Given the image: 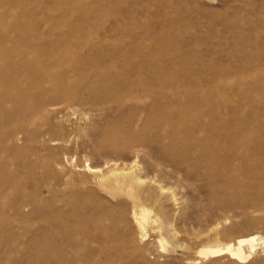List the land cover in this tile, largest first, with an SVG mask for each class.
<instances>
[{
  "label": "rangeland",
  "instance_id": "obj_1",
  "mask_svg": "<svg viewBox=\"0 0 264 264\" xmlns=\"http://www.w3.org/2000/svg\"><path fill=\"white\" fill-rule=\"evenodd\" d=\"M53 46L68 48L65 60L53 67L54 79L65 76L67 86L54 99H48L52 104L49 110L38 111L26 124L27 131L21 139L12 144L3 135L13 123V115L6 110H13L14 104L0 96V253L4 250L0 264H264V0H0V90L6 89L11 78L2 66L13 60L17 52L32 51L27 55L31 58L34 49L44 55L52 53L53 57L63 54L53 51ZM13 49L20 51L15 53ZM37 60L38 56L33 61ZM99 69L109 79L110 90L118 85L117 75L128 76L129 81L141 80L137 85L131 82L132 89L147 93L143 99L118 105L111 93L102 97L87 92V85L103 84L97 77ZM145 77H159L162 89L145 81ZM206 84H210L211 96L201 93ZM44 87L48 89L49 85ZM119 87L125 91L123 83ZM201 98L206 105H214L216 114L223 113L231 131L243 130L247 138V160L234 159L229 163L232 173L238 171L235 182L249 187L236 191L234 200L225 195L212 198L205 188L222 172L217 165L182 162L178 155L174 156L175 163L171 162L167 158L171 151L169 140L165 138L163 144L155 145L152 130L142 126L149 106L168 107L174 112ZM111 130L122 132L116 143ZM132 130L147 141L150 139L149 147L153 149L135 147L130 142L135 139ZM230 149V143L225 142L214 151L228 153ZM155 160L165 169L164 180L172 186L174 199L161 197L166 209L163 207L160 213H156L155 205L146 204L150 214L156 213L157 227L148 229L143 240L135 244L128 240L135 235V227L118 222L114 210L117 199L98 186V177L87 172L85 166H94L101 173L133 164L138 172L151 176L147 163ZM174 166H179V173ZM78 193L86 198L74 202ZM76 211L84 213V217L79 218ZM95 212L102 213V222L95 220ZM31 217L34 221H30ZM68 218L71 222L65 220ZM25 222L29 226H24ZM169 222L174 234L166 230ZM20 229L28 231L22 234ZM93 231H97L96 235ZM248 235L258 237V243L245 259L232 258L227 253L208 258L197 255L202 244L234 242ZM111 239L116 240L114 244L109 242ZM25 248L32 249L27 252Z\"/></svg>",
  "mask_w": 264,
  "mask_h": 264
},
{
  "label": "bare ground",
  "instance_id": "obj_2",
  "mask_svg": "<svg viewBox=\"0 0 264 264\" xmlns=\"http://www.w3.org/2000/svg\"><path fill=\"white\" fill-rule=\"evenodd\" d=\"M16 5V4H15ZM14 5V6H15ZM13 6V8H14ZM6 36V35H5ZM27 42V41H26ZM29 46V43L27 44ZM53 51H59L60 53H63L62 55H60L59 57H53L52 53H47V54H40L38 51H40L39 49H34V54L31 57L30 54L33 53L32 51H30L31 53H25V52H17L18 55H14L15 57L13 58V60L9 59L10 61H7L6 64H4L2 66V70L4 73L11 75V78H8V81L6 82L7 85L5 86L6 89L4 90H0V96L4 97V98H9L8 100H10L13 104H14V108L13 110H6V112H11V116L13 115V118L11 117V120L13 121L12 126L10 127L9 130H7L5 132V135H3V138L5 136L6 138V142L8 144H12L15 143L16 140H18V138L21 136L22 133H25L27 131L26 129V124L31 123V119L32 117L38 112L41 111L43 109H45L46 111L49 110L48 106H51L52 104H50L48 101V99H54L56 97V95L58 94V92L63 88H65L67 86V78L65 76L60 77L59 79H54L53 77V67H57L58 63L61 62L63 59L65 60L66 56L68 55V48H64V47H60V46H53ZM30 49V47H28ZM17 50V49H16ZM16 50L13 52L16 53ZM20 51V50H17ZM52 51V52H53ZM71 54V53H69ZM29 55V56H27ZM38 56V60L37 61H33L35 59V57ZM42 56H44V58H42ZM72 56V55H71ZM10 57V56H9ZM62 57V58H60ZM70 57V56H69ZM73 57V56H72ZM7 59V58H6ZM69 60V59H68ZM90 64V63H89ZM22 66L24 68H22ZM90 66V65H89ZM99 66V65H98ZM20 68H22L20 70ZM27 70L28 72L26 73ZM115 70V69H114ZM140 71V70H138ZM83 72V71H82ZM80 73V72H79ZM107 73V72H106ZM125 74V73H124ZM199 75L201 73H198ZM57 75V74H55ZM98 79L103 80V84L101 83V85L94 87L92 85H87L86 86V90L87 92H92L94 94L100 95L102 97L107 96L108 94H113L114 97V101L118 104V105H122V104H127L130 102H135L138 101L140 99H143V97L145 96V92L142 93H137L136 91H134L132 89L131 86V82L133 83H139L141 82V80L138 81H134L131 80L129 81L128 76H117L116 78L118 79V85L117 87L113 88L110 90V87H108L109 84V79L106 78V75H104V71L102 69H99L98 71V75H97ZM96 77V78H97ZM137 78V77H136ZM145 81H148L152 84H154L155 87H157V89L161 90L162 89V85H161V81L159 79V77H153V79H149L147 77H145ZM115 79V78H114ZM116 79V80H117ZM219 81V79H218ZM221 81V80H220ZM48 84L49 88L46 89L44 87V84ZM124 86H126V88L124 87L125 91L123 90V88L119 87L120 84H122ZM220 83V82H219ZM221 84V83H220ZM229 84V83H228ZM86 85V83H85ZM217 85V84H215ZM214 85V86H215ZM223 85V84H222ZM142 86V84H141ZM149 86V85H148ZM151 86V85H150ZM136 87V86H135ZM219 87V86H217ZM141 88V87H140ZM165 88V87H164ZM167 88V87H166ZM238 88V87H237ZM240 88V87H239ZM109 89V90H108ZM136 89V88H135ZM214 89V88H212ZM122 90V91H121ZM165 90V89H164ZM237 90V89H236ZM214 92V91H213ZM212 92V93H213ZM154 93V92H153ZM202 95L203 94H211V90H210V84H206L204 86V88L201 91ZM220 93V92H219ZM152 94V93H151ZM171 94V92H169V95ZM239 94V93H238ZM241 94V93H240ZM243 94V93H242ZM171 96V95H170ZM198 96V95H197ZM211 96V95H210ZM149 96H146V101L147 98ZM199 97V96H198ZM219 98V97H218ZM143 101V100H142ZM139 104V103H138ZM144 104V103H143ZM132 105V104H130ZM188 108L184 107L183 105H181L180 108H178L176 111H172L170 110L168 107H161V109L157 108V105H152L147 107V114L146 117L144 119V121L142 122V126L144 127V129H151L152 130V141H154V143L160 144L161 142L167 138L169 140V147L171 146L169 153H168V160H170L171 162L175 163V157L174 156H179L182 160V162H190L192 161L194 164H202L206 167L211 166V164H215L217 165V167L222 170V172L217 176L218 178H216L215 180L211 181L210 183H208L206 185L205 188H207V190L209 191V194L211 195L212 198H215L216 196H220V195H225V197L227 196L228 199L234 200L236 191L242 190V189H246L249 187L245 184H237L235 182V176L238 174L236 173H232L230 167H229V163H231L234 159H238L239 161H246L247 160V155L245 152V139L243 136L242 131L243 130H239L238 132H233L230 130L228 124L225 123V119L223 117V113L222 114H216L215 113V107L212 104H207L206 105V101L204 99L201 98V101H197V100H192L189 101L188 103ZM194 105L196 106V110H194V112H192V109H194ZM142 107V105H141ZM6 108V107H5ZM118 108V107H117ZM52 109V107L50 108ZM131 109L134 110L133 107H131ZM119 110V109H118ZM121 113V112H120ZM10 115V114H9ZM121 116V115H120ZM120 119V118H119ZM224 121V122H223ZM239 121V120H238ZM234 122V120H233ZM116 123V122H115ZM224 123V124H223ZM111 124V123H110ZM122 124V123H121ZM233 124V123H232ZM123 125V124H122ZM240 125V124H239ZM238 126V124H237ZM241 126V125H240ZM239 126V127H240ZM111 127V126H110ZM118 127V125H117ZM113 128V127H111ZM236 128V127H235ZM114 130V129H113ZM117 130V129H116ZM112 131V130H111ZM113 133V131H112ZM132 133L134 134V131L132 130ZM245 134V133H244ZM111 135V134H110ZM114 137H112V140L114 143H116L119 138L122 135V132L116 131L115 133H113ZM30 136V135H29ZM135 139H131L130 142H132V144L137 145L135 147L139 148L138 146L142 147H149L151 141L150 139L147 141L146 139L142 138L140 136L139 133L135 132L134 134ZM37 138V136H35ZM108 137V136H107ZM21 139V137L19 138ZM107 140V138H106ZM111 142V141H110ZM225 142L230 143L231 145V149L228 151V153L226 151H220L217 152L218 149L221 148V145ZM111 144V145H114ZM249 143V142H248ZM163 144V142H162ZM110 145V144H109ZM118 145V144H116ZM249 147V145H247ZM246 146V147H247ZM140 148V149H141ZM150 150H152L153 148L150 146L149 147ZM161 148V147H160ZM135 149V148H134ZM139 149V150H140ZM217 151H214V150ZM226 150V149H225ZM249 150V148H248ZM154 151V150H153ZM137 152V151H136ZM135 152V153H136ZM214 152V153H213ZM249 152V151H248ZM139 153V152H137ZM213 153V154H212ZM154 154V153H153ZM198 155L197 157L193 156V155ZM207 154H209V156H207ZM248 154V153H247ZM135 155V154H134ZM137 155V154H136ZM212 155V156H211ZM137 157V156H136ZM254 157V156H253ZM194 158V159H193ZM249 159V158H248ZM177 160V159H176ZM164 161V160H163ZM143 162V161H142ZM147 162V161H146ZM237 163V162H236ZM135 164V162H134ZM142 164V163H141ZM182 164H186V163H182ZM191 164V163H190ZM240 164V163H239ZM243 164V163H241ZM178 165V164H176ZM261 165V164H260ZM258 165V166H260ZM147 166L151 167V173L152 175L149 176L146 172L144 174H142L141 172H138L136 169H134L133 164L130 165L129 167H114L112 169L107 170L106 172H101L100 173V169L98 170V168L96 167H92V166H85V170L89 173L94 174L95 176H97V184L99 187L103 189H106L107 192H110L111 197L116 198V202L114 203V210L115 212L118 213V216H116L118 218V222L119 223H125V224H131L135 227V235H133L131 238L128 237V240L130 242H133L135 244L141 242L143 240V237H145V234L147 232L148 229H152L155 228L157 226L156 225V221H157V216L155 215L156 213H160L163 211V207L162 203H161V199L165 196H169L170 199L173 198L174 199V192L170 191V186L167 185L165 183L164 180V175L166 174L165 169H163L161 167V164L159 161L155 160V162H150L147 163ZM169 166V165H168ZM244 166V165H243ZM138 167V166H137ZM246 167V166H245ZM248 167V165H247ZM140 168V167H139ZM235 168V167H234ZM233 168V169H234ZM126 169V170H125ZM148 169V168H147ZM171 169V168H170ZM243 169V168H242ZM249 170V168H247ZM251 169V168H250ZM253 169V168H252ZM256 169V168H255ZM258 169V168H257ZM259 169H261L259 167ZM174 170L176 172H178L179 170V166L175 167L174 166ZM218 170V169H217ZM235 170V169H234ZM231 171V172H229ZM243 171H247L245 170V168L243 169ZM254 171V170H253ZM251 171L253 174L254 172ZM257 170H255L256 173ZM175 172V173H176ZM250 172V171H249ZM250 172V173H251ZM262 173V169L260 171ZM179 173V172H178ZM194 173V172H193ZM200 173V172H199ZM230 173V174H229ZM241 174V172H239ZM248 173V174H250ZM258 175L261 176V174H259V170L257 171ZM177 174V173H176ZM217 174V173H216ZM215 174V175H216ZM223 174V175H222ZM225 174V175H224ZM236 174V175H234ZM247 174V175H248ZM169 175V174H168ZM166 177H169V176ZM178 175V174H177ZM238 175V178L240 177ZM246 175V174H244ZM244 175H242L244 177ZM252 175V174H251ZM256 175V174H255ZM174 176V175H173ZM241 176V177H242ZM193 177V176H192ZM258 177V176H256ZM177 178V177H176ZM181 178V177H180ZM205 178V177H203ZM237 178V177H236ZM246 178V177H244ZM260 178V177H259ZM170 179V178H169ZM249 179L246 178V180ZM254 179V178H253ZM251 178V180H253ZM256 180V179H254ZM249 181V180H247ZM181 182V181H178ZM174 183V182H173ZM248 183H252V181L248 182ZM169 184V183H168ZM180 184V183H179ZM178 184V185H179ZM253 185L255 184L252 183ZM1 185V184H0ZM18 185V184H17ZM171 185V184H170ZM175 185L176 182H175ZM250 185V184H249ZM15 186V185H14ZM13 186V187H14ZM174 186V185H173ZM257 186V185H255ZM253 186V187H255ZM12 187V188H13ZM19 188V187H18ZM15 189V188H14ZM19 190V189H18ZM253 190V189H252ZM16 191V189L14 190ZM175 191V190H174ZM204 191V190H203ZM177 192V191H176ZM27 194V193H26ZM32 194V193H31ZM34 194V193H33ZM67 194V193H66ZM92 194V193H91ZM176 194V193H175ZM243 194V193H242ZM251 194V193H250ZM89 195V194H88ZM177 195V194H176ZM33 196V195H32ZM38 196V195H36ZM92 196V195H91ZM30 197V196H29ZM35 197V196H33ZM162 197V198H161ZM184 197V196H183ZM210 197V198H211ZM31 198V197H30ZM86 197H84L81 193H78V196H74L73 197V201L74 202H81L82 200H84ZM91 198V197H90ZM121 198V199H119ZM234 198V199H233ZM18 199V198H17ZM32 200L34 198H31ZM182 199V197H181ZM222 199V198H219ZM218 199V200H219ZM19 200V199H18ZM39 200V199H38ZM178 200V199H177ZM87 201V200H86ZM85 201V202H86ZM90 201V200H89ZM230 201V200H229ZM237 201V200H235ZM16 202V201H15ZM35 202V201H34ZM54 202V201H53ZM91 202H96V201H92ZM101 202V200L99 201ZM255 202V201H254ZM18 203V202H17ZM63 203V202H62ZM69 203V202H67ZM71 203V202H70ZM15 204V203H14ZM39 204V203H38ZM96 204V203H95ZM98 204V203H97ZM96 204V205H97ZM146 204H149V206L155 205L156 206V213L154 215L150 214V209L146 206ZM42 205V204H41ZM47 205V204H44ZM100 205V204H99ZM3 206V204H2ZM98 206V205H97ZM96 206V207H97ZM103 206V205H101ZM12 207V206H11ZM23 207V205H22ZM48 207V206H47ZM71 207V206H70ZM86 207H88L86 205ZM99 207V206H98ZM107 207V206H106ZM53 208V207H52ZM60 208V207H59ZM62 208V207H61ZM81 208L82 205H81ZM101 209H103V207H100ZM165 208V207H164ZM73 209V208H72ZM89 209V208H88ZM100 209V211H101ZM155 209V208H154ZM166 209V208H165ZM83 210V209H82ZM104 210V209H103ZM84 211V210H83ZM96 211V210H95ZM98 211V210H97ZM105 211V210H104ZM154 211V212H155ZM41 212V211H40ZM46 212V211H45ZM50 212V211H49ZM47 211V213H49ZM77 212V211H76ZM85 212V211H84ZM103 212V211H101ZM97 213L95 212L94 216H95V220L97 222L100 223L101 220H103L104 216L101 215L102 213ZM106 212V211H105ZM109 212V211H107ZM36 213V212H35ZM39 213V212H38ZM38 213H36L38 215ZM42 213V212H41ZM45 213V214H47ZM58 212H55V214ZM78 213V217L79 218H83L84 217V213L82 212H77ZM92 213V212H91ZM164 213V212H163ZM162 213V214H163ZM166 213V211H165ZM40 214V213H39ZM65 214V213H64ZM72 214V213H71ZM111 214V213H109ZM43 215V214H42ZM69 215V213H68ZM165 216L167 214H164ZM51 217H53V215H49ZM57 216V215H55ZM106 216V215H105ZM159 216V215H158ZM16 217V216H15ZM58 217V216H57ZM34 218V217H33ZM48 218L45 217V219ZM50 218V217H49ZM56 218V217H55ZM64 218V217H62ZM78 218V219H79ZM106 218V217H105ZM27 219V218H26ZM32 221V217L30 218ZM42 219V218H40ZM54 219V218H53ZM10 220V219H9ZM14 220V219H13ZM24 220V219H23ZM28 220V219H27ZM26 220V221H27ZM38 220V218L36 219ZM44 219H42L41 221H43ZM51 220V219H50ZM68 220V222H71V220ZM70 220V221H69ZM90 220V219H89ZM112 220V219H111ZM169 220V219H168ZM22 221V220H21ZM29 221V222H30ZM34 221V220H33ZM53 221V220H52ZM51 221V222H52ZM11 222V221H10ZM44 222V221H43ZM50 222V221H49ZM55 222V220H54ZM66 222V221H65ZM67 222V223H68ZM75 222V220L73 221ZM77 222V221H76ZM102 222V221H101ZM164 222V219H163ZM35 223V222H34ZM46 223V221H45ZM82 223V222H81ZM94 223V222H92ZM106 223V222H105ZM112 223V222H111ZM170 223L165 225L166 230L172 234L173 232H171L173 230V228L170 229ZM26 224V222H25ZM29 224V223H28ZM28 224L24 225L27 226ZM38 224V223H36ZM43 224V223H42ZM48 224V223H47ZM51 224V223H50ZM62 224V223H61ZM96 224V223H94ZM104 224V223H103ZM124 224V225H125ZM159 224V223H158ZM157 224V225H158ZM32 225V224H31ZM49 225V224H48ZM68 225H70L68 223ZM79 225V224H78ZM81 226H83V223L80 224ZM79 225V227H80ZM118 225V224H117ZM123 225V224H121ZM123 225V226H124ZM10 226V225H9ZM21 226V225H20ZM29 226V225H28ZM35 226V225H34ZM45 226V225H44ZM50 226V225H49ZM52 227L56 225H51ZM73 227V225H70ZM75 226V225H74ZM106 226V225H105ZM110 226V225H109ZM108 226V227H109ZM119 226V225H118ZM159 226V225H158ZM164 226V225H163ZM173 226V225H172ZM16 227L19 228V224ZM51 227V228H52ZM65 227V226H64ZM77 227V226H75ZM162 227V226H161ZM164 227V228H165ZM10 228V227H9ZM21 228H24L21 226ZM33 228V226H32ZM50 228V229H51ZM83 229V227H80ZM90 228V227H88ZM87 228V230H88ZM92 228V227H91ZM28 229V228H27ZM31 229V227H30ZM29 229V230H30ZM35 229V228H34ZM72 229V228H70ZM94 229V228H93ZM105 229V228H103ZM102 229V230H103ZM127 229V228H126ZM18 230L17 228L15 229ZM22 230V229H20ZM25 230V229H23ZM20 231L22 234H26V231L23 232ZM37 230V229H36ZM55 230V229H54ZM60 230V228H59ZM65 230V229H64ZM81 230V229H80ZM79 230V231H80ZM86 230V227H85ZM92 230V229H90ZM101 230V229H100ZM154 230V229H153ZM34 230H32V234L35 233L33 232ZM56 231V230H55ZM58 231V229H57ZM89 231V230H88ZM105 231V230H104ZM103 231V232H104ZM111 231V230H109ZM114 231V230H113ZM111 231V232H113ZM124 231V230H123ZM134 231V230H133ZM18 232V231H17ZM41 232V231H40ZM60 232V231H59ZM58 232V233H59ZM83 231H81V234ZM96 232L93 234L96 235ZM107 232V231H106ZM105 232V233H106ZM165 232V231H164ZM45 233V232H43ZM62 233V232H61ZM60 233V234H61ZM91 232H88V234ZM98 233H100L98 231ZM108 233V232H107ZM20 234V233H19ZM17 234V235H19ZM28 234V232H27ZM31 234V233H29ZM37 234V233H36ZM41 234V233H40ZM64 234V233H63ZM86 234V233H85ZM84 234V235H85ZM113 234V233H111ZM118 234V233H117ZM174 234V233H173ZM21 235V234H20ZM34 235V234H33ZM56 235V234H55ZM94 235V237H95ZM105 235V234H104ZM107 235H110L109 233ZM169 235V234H168ZM27 236V235H26ZM50 236V235H49ZM66 236V235H65ZM88 236V235H87ZM102 236V235H100ZM175 236V235H174ZM3 237V236H2ZM20 237V236H18ZM38 237L39 236L38 234ZM37 237V239H38ZM63 237V236H62ZM85 237V236H84ZM17 238V237H16ZM15 238V239H16ZM29 238V237H28ZM31 238V237H30ZM29 238V239H30ZM36 238V237H35ZM42 238H45L44 235L42 236ZM72 238V237H71ZM74 238V237H73ZM88 238V237H87ZM47 239V238H46ZM50 239V238H48ZM60 239V238H58ZM57 239V240H58ZM84 239V238H83ZM89 239V238H88ZM94 239V238H93ZM125 239V237H124ZM14 240V239H13ZM27 240V239H26ZM32 241H34V239H31ZM39 240V239H38ZM54 240V239H53ZM52 240V241H53ZM56 240V244L57 243ZM62 240V239H61ZM66 241V239H64ZM257 240L258 237H256L255 235H248V236H240L238 238H236V240L233 242L231 240H229L228 242H224V243H213V244H202L198 250H197V255L200 258H208V257H214L220 254H224L227 253L229 254L232 258H236V259H245L247 258L251 253H253L257 247ZM18 241V240H17ZM28 241V240H27ZM40 241V240H39ZM55 241V240H54ZM64 241V242H65ZM95 241V240H94ZM98 241V239H97ZM107 241V240H106ZM115 239H111L109 242L114 244L115 243ZM159 241V240H158ZM16 242V240H15ZM67 242V241H66ZM78 241H76L77 243ZM96 242V241H95ZM94 242V243H95ZM103 242V240H102ZM101 242V243H102ZM105 242V241H104ZM121 242V241H120ZM163 241H160V246L163 248L164 243L162 244ZM263 242V247H264V239L262 240ZM7 243V242H6ZM36 243V241H35ZM42 243V242H41ZM61 243V242H60ZM68 243V242H67ZM87 243V242H86ZM3 244V243H2ZM20 244V243H19ZM29 244V243H28ZM27 244V245H28ZM55 244V245H56ZM71 244V243H70ZM90 244V243H89ZM96 244V243H95ZM93 244V245H95ZM98 245L100 244V242L97 243ZM105 244V243H104ZM103 244V245H104ZM111 244V245H112ZM142 244V243H141ZM1 245V244H0ZM7 245V244H6ZM53 245V244H52ZM51 245V246H52ZM59 245V244H58ZM74 245V244H73ZM91 245V244H90ZM89 245V246H90ZM92 245V248H93ZM102 245V244H101ZM108 245V243L106 244ZM119 245V244H118ZM16 246V245H15ZM20 246V245H19ZM30 246V245H29ZM28 246V247H29ZM33 246V243H32ZM39 246V245H38ZM60 246V245H59ZM67 246V245H66ZM97 246V245H96ZM137 246V245H136ZM159 246V245H158ZM8 247V245H7ZM23 247V246H22ZM35 247V246H34ZM64 247V246H63ZM69 247V246H68ZM73 247V246H72ZM77 247V246H76ZM80 247V246H79ZM84 247V246H83ZM110 247V245H109ZM113 249V245L111 246ZM132 247V246H131ZM130 247V248H131ZM27 248V247H26ZM25 248V249H26ZM59 248V247H58ZM103 248V247H100ZM122 248V247H121ZM119 248V250L121 249ZM124 249H128L123 247ZM129 248V249H130ZM139 248V246H138ZM16 249V248H15ZM32 249V248H30ZM30 249H28L30 251ZM55 249V248H54ZM62 249V248H61ZM64 249V248H63ZM72 249V248H71ZM76 249V248H75ZM99 249V248H98ZM109 249V248H106ZM137 249V248H134ZM143 249V248H142ZM11 250H13L11 248ZM23 250V249H22ZM28 250L26 249V251L28 252ZM38 250V249H37ZM65 250V249H64ZM140 250V249H139ZM9 251V250H8ZM43 250H41L39 248V252H42ZM48 251V250H47ZM56 251V250H55ZM67 251V250H66ZM99 251V250H98ZM116 251V249H115ZM129 251V250H128ZM131 251V250H130ZM135 251V250H134ZM141 251V250H140ZM144 252V250H142ZM6 252V251H5ZM22 252V251H21ZM25 252V251H24ZM51 252V251H50ZM53 252V251H52ZM58 252V250H57ZM87 252V251H86ZM104 252V250H103ZM107 252V251H106ZM118 252V250H117ZM116 252V253H117ZM120 252V251H119ZM132 252V251H131ZM130 252V253H131ZM13 252H11L12 254ZM31 253V252H30ZM78 253V252H77ZM85 253V252H84ZM109 252H107L106 254L108 255ZM122 253V252H121ZM128 252V254H130ZM140 253V252H139ZM1 255L4 254V250L2 253H0ZM6 254V253H5ZM28 253H26L27 255ZM55 254V253H54ZM61 254V251H60ZM59 254V255H60ZM66 254V252H65ZM80 254V253H79ZM86 254V253H85ZM114 254V253H113ZM14 255V253H13ZM33 255V254H32ZM69 255V254H68ZM83 255V254H82ZM115 255V254H114ZM122 255V254H121ZM4 256V255H2ZM28 256V255H27ZM34 256V255H33ZM37 256V255H36ZM73 256V255H72ZM71 256V257H72ZM118 256V254H117ZM40 259V256H37ZM74 257V256H73ZM122 257V256H121ZM129 257V256H128ZM8 259V257H6ZM61 258V257H60ZM69 258V257H68ZM78 258V257H77ZM98 258V257H97ZM106 258V257H105ZM110 258V257H109ZM125 258V257H124ZM123 258V259H124ZM7 259H5L7 261ZM38 259V260H39ZM44 259V257H43ZM46 259V258H45ZM57 259V257H56ZM72 259V258H71ZM71 259L70 262H71ZM82 259V258H81ZM86 259V256H85ZM94 259V258H93ZM107 259V258H106ZM9 260V259H8ZM50 260V259H49ZM49 260H47L49 262ZM53 260V259H52ZM78 260V259H76ZM91 260V258H90ZM99 260V259H98ZM114 261V259H112ZM122 261V259H120ZM195 262H198L199 260H197V258L193 259ZM54 261V260H53ZM58 261V260H56ZM63 260H61L62 262ZM75 261V260H74ZM100 261V260H99ZM116 261V259H115ZM60 262V260H59ZM56 262V263H59ZM64 262V261H63ZM62 262V263H63ZM80 262V261H79ZM85 262V261H84ZM3 263V262H2ZM50 263V262H49ZM48 263V264H49ZM55 263V261L53 262ZM65 263V262H64ZM101 264V262H99ZM98 263V264H99ZM112 263V262H111ZM4 264V263H3ZM7 264V263H6ZM39 264H41L39 262ZM47 264V262H46ZM52 264V263H51ZM67 264V263H66ZM70 264V263H69ZM89 264V263H88ZM104 264V262L102 263ZM106 264V263H105Z\"/></svg>",
  "mask_w": 264,
  "mask_h": 264
}]
</instances>
